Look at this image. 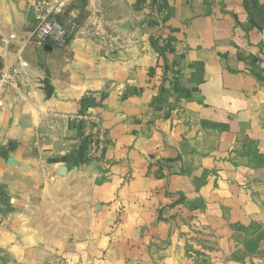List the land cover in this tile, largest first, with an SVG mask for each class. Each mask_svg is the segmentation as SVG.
I'll use <instances>...</instances> for the list:
<instances>
[{
    "label": "crops",
    "instance_id": "crops-1",
    "mask_svg": "<svg viewBox=\"0 0 264 264\" xmlns=\"http://www.w3.org/2000/svg\"><path fill=\"white\" fill-rule=\"evenodd\" d=\"M262 162L264 0H0V264L219 263Z\"/></svg>",
    "mask_w": 264,
    "mask_h": 264
},
{
    "label": "built area",
    "instance_id": "built-area-1",
    "mask_svg": "<svg viewBox=\"0 0 264 264\" xmlns=\"http://www.w3.org/2000/svg\"><path fill=\"white\" fill-rule=\"evenodd\" d=\"M53 9L57 10L55 7ZM37 18L39 21L38 38L41 43L48 42L54 46H64L73 36V31L67 29L57 18L52 17L50 13L46 12L38 15ZM22 64L26 66L27 62L24 61ZM86 118L91 123V130L86 137L87 158L91 161L102 162L108 145L107 131L98 114H90Z\"/></svg>",
    "mask_w": 264,
    "mask_h": 264
},
{
    "label": "rangeland",
    "instance_id": "rangeland-1",
    "mask_svg": "<svg viewBox=\"0 0 264 264\" xmlns=\"http://www.w3.org/2000/svg\"><path fill=\"white\" fill-rule=\"evenodd\" d=\"M257 168H261V177H264V162ZM263 194H264V182ZM261 208L264 209V199H261ZM236 245L229 248L227 256L219 263L215 264H264V213L259 222L239 224L234 230ZM60 255L55 254L52 262L47 264H62ZM203 264V261H197Z\"/></svg>",
    "mask_w": 264,
    "mask_h": 264
},
{
    "label": "water",
    "instance_id": "water-1",
    "mask_svg": "<svg viewBox=\"0 0 264 264\" xmlns=\"http://www.w3.org/2000/svg\"><path fill=\"white\" fill-rule=\"evenodd\" d=\"M46 92H47V95H50L48 87H46Z\"/></svg>",
    "mask_w": 264,
    "mask_h": 264
}]
</instances>
